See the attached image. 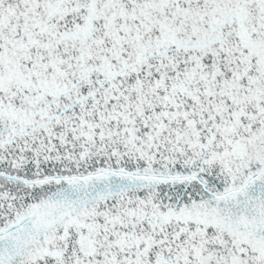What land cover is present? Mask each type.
<instances>
[{
  "label": "snow or ice",
  "instance_id": "obj_1",
  "mask_svg": "<svg viewBox=\"0 0 264 264\" xmlns=\"http://www.w3.org/2000/svg\"><path fill=\"white\" fill-rule=\"evenodd\" d=\"M0 264H264V0H0Z\"/></svg>",
  "mask_w": 264,
  "mask_h": 264
}]
</instances>
